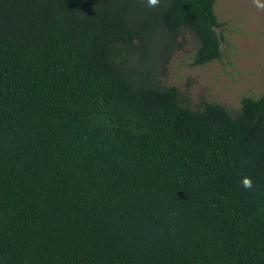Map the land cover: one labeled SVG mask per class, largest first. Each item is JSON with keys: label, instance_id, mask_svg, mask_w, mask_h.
Wrapping results in <instances>:
<instances>
[{"label": "trees", "instance_id": "obj_1", "mask_svg": "<svg viewBox=\"0 0 264 264\" xmlns=\"http://www.w3.org/2000/svg\"><path fill=\"white\" fill-rule=\"evenodd\" d=\"M145 2L0 0V264H264V90L191 106L215 0Z\"/></svg>", "mask_w": 264, "mask_h": 264}, {"label": "rangeland", "instance_id": "obj_2", "mask_svg": "<svg viewBox=\"0 0 264 264\" xmlns=\"http://www.w3.org/2000/svg\"><path fill=\"white\" fill-rule=\"evenodd\" d=\"M214 12L223 23L220 59L193 65L194 42L187 34L168 57L161 79L185 93L193 107L204 98L236 109L242 96L264 90V7L256 0H215Z\"/></svg>", "mask_w": 264, "mask_h": 264}, {"label": "clouds", "instance_id": "obj_3", "mask_svg": "<svg viewBox=\"0 0 264 264\" xmlns=\"http://www.w3.org/2000/svg\"><path fill=\"white\" fill-rule=\"evenodd\" d=\"M258 7H264V5H261L259 3V0H256ZM145 6L149 9L158 8L161 6V0H146ZM242 187L246 190H251L253 187V181L251 177H244L241 181Z\"/></svg>", "mask_w": 264, "mask_h": 264}]
</instances>
